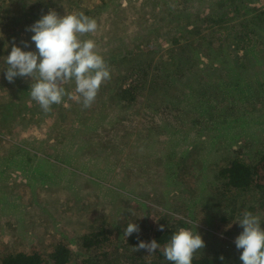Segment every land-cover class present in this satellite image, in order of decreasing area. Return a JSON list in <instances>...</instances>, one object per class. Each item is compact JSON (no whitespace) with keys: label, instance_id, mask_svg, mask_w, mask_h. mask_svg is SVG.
<instances>
[{"label":"rangeland","instance_id":"1","mask_svg":"<svg viewBox=\"0 0 264 264\" xmlns=\"http://www.w3.org/2000/svg\"><path fill=\"white\" fill-rule=\"evenodd\" d=\"M241 1L109 0L99 10L92 3L84 15L95 19L98 29L82 39H93L104 60L144 45L154 50L151 58L158 61L172 49L170 40L194 28L205 13L201 25L207 23L204 30L210 31L213 18L223 9L235 5L244 9ZM252 2L256 5L258 0ZM259 2L264 8V0ZM32 3L36 0H0V31L3 22H9L13 32L5 44L7 52L0 56V110L5 104L0 111V256L18 249L46 254L64 239L78 253L68 264H76L83 257L78 242L82 231L105 221L119 233L125 222L140 219L156 226L169 215L192 224L193 233L205 242L203 252L221 249L227 256H240L235 238L243 229L237 220L251 211L249 203L238 205L254 195L236 194L233 212L231 206L222 207L224 201L219 207L226 197L225 193L216 197L214 170L232 155L245 161L264 155V56L259 50L236 54L233 42L221 51L215 46L212 59L197 50L191 52L192 67L171 65L170 85L154 84L156 89L144 91L133 105L124 107L114 95L117 84L111 87L114 91L102 92L105 97L89 112L69 95L60 103L65 107L54 104L44 112L30 97V77L13 82L5 78L4 61L13 44L36 51L33 33L27 29L45 12L29 21L24 11ZM85 8L82 5L81 11ZM210 60L214 66L200 92L193 76L187 82L184 73ZM250 70L253 73L247 74ZM63 86L75 94L69 82ZM70 102L76 109L69 108ZM19 116L24 121L16 123ZM18 147L27 157L19 155ZM14 153L13 162H1ZM40 170L47 173L44 181ZM252 213L263 227L264 214L260 209Z\"/></svg>","mask_w":264,"mask_h":264},{"label":"trees","instance_id":"2","mask_svg":"<svg viewBox=\"0 0 264 264\" xmlns=\"http://www.w3.org/2000/svg\"><path fill=\"white\" fill-rule=\"evenodd\" d=\"M84 1L85 0H36V3L28 5L30 10H28L27 13L24 11V16L30 17V21L34 18L41 17V12L47 14L49 11H55L58 16L71 13L87 14L90 13L89 7L92 3V7L99 10L103 8L109 0H90V2L86 3ZM252 1L253 0H242L241 3H243L242 7L244 9H240L238 5L223 9L219 15L212 20L214 25H216L214 30H212L214 25L210 27V31L204 30L209 27L207 23L201 25L208 15L205 13L200 18L199 24L194 28H190L185 34L181 33V38L173 37L170 40L172 49L167 50L166 56H161L158 61L151 58L150 53L154 52V50L147 49L144 45L134 47L132 51H126L125 54L114 56L110 59L105 58V62L110 69L111 78L101 85L97 97L91 106H97L98 101H101L103 96L105 97L106 95L102 92L106 89L113 90L114 88L111 87H115L117 84L119 85L115 89L114 95L118 97L124 107L133 105L138 96L144 91L148 93L153 90L154 84H157V87L169 86L170 77H167V75L170 73L171 65L175 66L177 64V67H183L184 64H189L192 67L191 52L197 54V50L209 54V59H212L214 54L211 56L210 53H215L213 50L215 46L221 51L225 44L228 43L227 46L229 47V43L233 42L234 45L236 44V54H241L245 51L243 56H246L249 50H256V52L259 50V56H264V35L259 36L258 34L259 31L264 32L263 3L258 0V4L256 0L257 4L254 5L255 3ZM82 5L86 7L83 11H81ZM222 7L224 6L222 5ZM247 13L249 14L247 15ZM3 23L2 26H4V29L0 31L1 57L7 52V45L5 44L7 43V39L13 34V32L9 30V22ZM193 32L194 36L190 37L189 34ZM233 32H235V34H233ZM3 33H8V35L3 36ZM15 33L18 36H22L21 29H16ZM16 42H18V40ZM24 42H26L25 38ZM183 52H186V54H182ZM228 54L232 55L231 52ZM243 56L241 55L240 58L238 55V59L240 58L241 61H244ZM209 65H211V68L208 67ZM245 65H247V63H245ZM213 66L212 60H210V63L194 66V68L188 70L186 74L184 73L185 80L188 82V80H190L188 77L193 76L195 86L202 92L204 88H206V85H208L205 77ZM233 66L237 67L236 65ZM251 73H253L252 70L247 72V74ZM165 76L166 78H164V81H161ZM69 86L74 91V81H70ZM19 91L21 90L17 92ZM69 92L72 93L71 91ZM76 95L77 94H70V101L76 100ZM69 105V108L74 107L76 109L75 103L70 102ZM3 106V109L0 111L5 110V104H3ZM65 106L64 104H57V107L62 108ZM93 107L86 108V111L89 112ZM14 121H16V123L17 121H24V118L19 116V118ZM17 126L18 124L14 125L13 132L16 131L15 128H17ZM17 149L20 156L27 157L26 153H23L25 149H21L20 147ZM15 154L16 153H14L13 158L10 155H6V157L1 158V162L5 163V159L7 162L15 160ZM19 160L21 161L23 159L21 158ZM46 175V171L43 170L39 173V178L44 181L47 179ZM214 178H216L217 181L218 195L216 197H222L223 193H225L224 196L226 197L225 200L218 199L217 202L221 200L219 207L222 205V201H224L225 204L222 207L231 206V211H235L233 207L236 204L234 201L236 194L239 195V193L248 192L250 195H254V199L248 197V202H241L238 206H245L246 203H249V205L246 206L248 210L252 212L253 210L259 211L260 209V212L264 214V155H258L254 160L248 161L241 160L237 155L227 157L224 159L223 163L217 164L214 170ZM255 195H257V198ZM104 222L105 221L100 223L99 226L95 225V227L91 225V227L94 228L82 231L78 236V242L83 252V257L80 258L76 264H172L171 261H168L164 257L162 251L159 249L149 254L147 250L143 249L135 251L134 247L141 240L150 242L155 239L160 244L161 248H163L171 239V236L181 227L191 230L192 226V224L183 217L169 215L167 217H161L156 226L146 224L144 220L134 219L122 224L119 233H114L113 228ZM131 222L139 226V232H134L132 235L125 238L123 234L124 229L127 224ZM160 225H163V230H160ZM240 251L241 250L237 249L236 252ZM74 254L78 255V253L73 252L66 240L58 239L46 254L36 249H18L2 253L0 256V264H68L73 261ZM221 257H223V259H221ZM241 263L242 261L240 260L239 254L236 253L233 256H227L222 253L221 249L211 250V253L198 250L194 254L192 260V264Z\"/></svg>","mask_w":264,"mask_h":264},{"label":"clouds","instance_id":"3","mask_svg":"<svg viewBox=\"0 0 264 264\" xmlns=\"http://www.w3.org/2000/svg\"><path fill=\"white\" fill-rule=\"evenodd\" d=\"M97 29V21L83 13L58 16L55 11H49L27 29L33 33L31 41L36 51L12 45L4 61L5 78L13 82L16 77H30V97L44 112L51 111L52 105L62 103L63 98L70 95L63 86L70 81L75 83V98L84 108L91 107L101 85L111 78L107 63L96 50V42L82 39ZM237 221L243 229L235 238L236 248L242 249V264H264V227L260 218L245 211ZM134 232H139V226L131 222L123 234L126 238ZM204 247L205 242L198 232L194 234L181 227L163 248L153 239L141 240L134 249L147 250L149 254L159 249L172 264H192L194 254Z\"/></svg>","mask_w":264,"mask_h":264},{"label":"bare ground","instance_id":"4","mask_svg":"<svg viewBox=\"0 0 264 264\" xmlns=\"http://www.w3.org/2000/svg\"><path fill=\"white\" fill-rule=\"evenodd\" d=\"M224 194V193H223Z\"/></svg>","mask_w":264,"mask_h":264}]
</instances>
